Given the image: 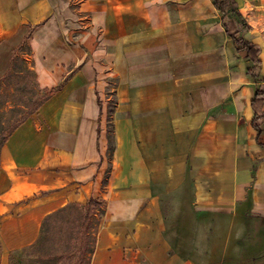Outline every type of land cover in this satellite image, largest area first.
I'll return each instance as SVG.
<instances>
[{
    "label": "crops",
    "instance_id": "1",
    "mask_svg": "<svg viewBox=\"0 0 264 264\" xmlns=\"http://www.w3.org/2000/svg\"><path fill=\"white\" fill-rule=\"evenodd\" d=\"M234 1L255 77L211 0H0V76L28 35L38 85L65 80L0 149V264L89 198L90 264H264V0Z\"/></svg>",
    "mask_w": 264,
    "mask_h": 264
},
{
    "label": "trees",
    "instance_id": "2",
    "mask_svg": "<svg viewBox=\"0 0 264 264\" xmlns=\"http://www.w3.org/2000/svg\"><path fill=\"white\" fill-rule=\"evenodd\" d=\"M212 5L219 13L220 23L227 36L231 39L236 51H244L245 59L251 62V65L247 68L246 72L251 77L257 76L259 59L257 45L253 44L249 40L236 35V28H247L245 20L237 11L234 0H211ZM28 35L24 37L22 42L14 48V53L10 58V66L8 70L0 76V149L3 143L7 140L9 135L27 118L36 113L39 107L44 101H46L51 95L58 91L64 81L52 88H41L38 85L36 73L33 69V64L30 61V46L27 42ZM21 51H24L21 53ZM29 76L31 78L30 84H28V91L31 94L29 99H25L24 104H19L13 97L16 90L22 89V83H18L17 80ZM264 99V85L258 84L250 99V106L253 111L250 124L256 130L257 133L264 130V112L261 109V105ZM98 103L101 105L100 101ZM113 104L107 108V121H108V156H111L113 149L112 143V123L111 113ZM17 111L16 118L7 126L3 127L1 123L4 114L7 112ZM107 177V174L105 175ZM104 178V183H105ZM104 207V201L100 198H89L88 201L80 206L77 204H69L64 208L48 215L44 223L49 217L54 214L66 211L69 208L78 212L79 217L76 220V224L73 229V238L75 242L71 248L67 251L66 258L67 264H90L91 255L94 250L96 241V232L92 236L91 228L97 224L95 216L102 214ZM97 222V223H96ZM43 223V225H44ZM42 225V227H43ZM97 230V226H96ZM78 241V243H76ZM76 243V244H75ZM88 254V256H87ZM12 264V263H11Z\"/></svg>",
    "mask_w": 264,
    "mask_h": 264
},
{
    "label": "rangeland",
    "instance_id": "3",
    "mask_svg": "<svg viewBox=\"0 0 264 264\" xmlns=\"http://www.w3.org/2000/svg\"><path fill=\"white\" fill-rule=\"evenodd\" d=\"M240 28L244 29L243 27ZM23 52L21 51V53ZM17 82L22 83V89L16 90L13 97H15L19 104H24L22 102L31 97L28 91V84H30L31 78L25 76L24 78L18 79ZM108 98V105L113 104L114 100L110 93H108ZM17 114L18 112L16 110L11 113H5L1 121L3 127L14 120ZM78 217V212L72 208L52 215L44 223L38 240L33 245L13 253L10 256V262L12 264H67L66 254L75 242L73 238V227ZM99 218L100 216L97 214L95 216L96 221ZM96 226L97 224L91 228L92 236L96 232Z\"/></svg>",
    "mask_w": 264,
    "mask_h": 264
}]
</instances>
